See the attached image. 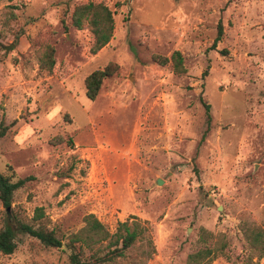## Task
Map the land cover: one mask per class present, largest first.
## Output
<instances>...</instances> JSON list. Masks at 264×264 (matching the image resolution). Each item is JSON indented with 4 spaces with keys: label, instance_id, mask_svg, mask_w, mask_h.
Listing matches in <instances>:
<instances>
[{
    "label": "rangeland",
    "instance_id": "1",
    "mask_svg": "<svg viewBox=\"0 0 264 264\" xmlns=\"http://www.w3.org/2000/svg\"><path fill=\"white\" fill-rule=\"evenodd\" d=\"M88 2L115 20L97 54L91 28L72 24ZM175 52L185 73L153 60ZM110 63L118 71L90 100L87 76ZM2 129L0 172L33 180L11 209L0 200V229L10 224L17 241L0 264H73L70 241L88 215L112 235L125 222L143 231L107 264H186L220 238L232 261L213 264H264L245 238L264 228V0H0ZM19 223L45 226L62 246L19 233ZM111 240L83 259L97 264L92 253H108Z\"/></svg>",
    "mask_w": 264,
    "mask_h": 264
},
{
    "label": "trees",
    "instance_id": "2",
    "mask_svg": "<svg viewBox=\"0 0 264 264\" xmlns=\"http://www.w3.org/2000/svg\"><path fill=\"white\" fill-rule=\"evenodd\" d=\"M72 24L78 30L91 28L95 42L91 49L93 54L99 53L105 48L113 39L115 31V20L110 8L103 3L88 2L75 7L72 14ZM224 30L222 23L218 25V35L212 45V49H216L218 43L222 40ZM54 49L46 55L45 64L49 69L55 65L53 58ZM153 60L161 66H166L170 60L174 63L175 72L178 74L185 73L184 59L180 52H175L171 59L162 55H154ZM119 69L115 63H110L103 69H98L87 76L85 80L86 96L94 101L98 97L103 82L112 77ZM208 70L205 71L204 76L207 75ZM208 120L211 122L210 105L204 102ZM6 129L0 131V138L4 137ZM70 145H73V139L70 138ZM13 179L0 172V200L4 207L9 210L12 207L13 197L15 192L22 188L27 182L32 181L33 177L20 179L13 182ZM13 212V211H12ZM45 217L42 208L36 209L34 219L40 221ZM86 226L80 232L74 235L70 241L69 247L72 249L70 256L73 264H89L83 258L86 255L87 249H91L92 244L102 243L112 238L109 248L111 250L105 255H99L94 252L91 259H94L97 264H107L113 262L118 258L126 255L128 250L134 245L143 231L139 227H134L132 230L128 222L122 223L116 234L112 235L109 230L94 216L88 215L85 218ZM17 231L21 234L29 235L38 239L42 244L51 248H59L62 246L60 239L55 235L54 231L48 230L41 225L36 228L27 223H19ZM210 237L214 236L210 234ZM245 238L249 246V250H255L259 253V258H264V228L254 227L245 230ZM17 248L16 231L10 225H6L0 229V252L4 255H12ZM114 248V249H112ZM150 254L149 256H151ZM225 258L228 262L232 261V257L228 251V244L221 238L214 241L212 239L210 245L204 244L199 250L194 251L187 257L186 264H213L217 259ZM244 264H259L252 259H248Z\"/></svg>",
    "mask_w": 264,
    "mask_h": 264
},
{
    "label": "water",
    "instance_id": "3",
    "mask_svg": "<svg viewBox=\"0 0 264 264\" xmlns=\"http://www.w3.org/2000/svg\"><path fill=\"white\" fill-rule=\"evenodd\" d=\"M157 184L158 185L162 184V181L161 180H158Z\"/></svg>",
    "mask_w": 264,
    "mask_h": 264
}]
</instances>
